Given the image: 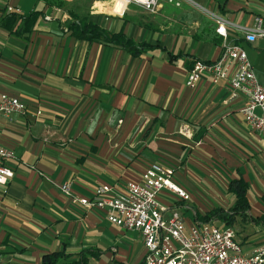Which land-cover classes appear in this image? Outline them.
<instances>
[{"label":"crops","instance_id":"1","mask_svg":"<svg viewBox=\"0 0 264 264\" xmlns=\"http://www.w3.org/2000/svg\"><path fill=\"white\" fill-rule=\"evenodd\" d=\"M88 1L90 21L147 47L132 56L116 44L74 37L63 21L78 13L76 0H0V93L25 107L23 115L0 114V145L15 156L7 162L12 176L0 183V264H41L51 251L83 254L85 264H142L139 232L109 223L98 208L70 203L58 185L69 181L83 197L99 184L119 192L152 162L171 168V180L189 195H157L181 215L190 210L186 225L199 222L195 210L229 206L227 184L235 178L247 185L250 216H264V135L243 121L245 98L229 97L224 80L184 84L192 61L219 51L207 12L241 26L256 16L264 23V0H192L196 5L165 4L170 8L156 13L130 6L122 14L111 12L109 0ZM8 6L24 19L36 12L32 26L4 19ZM231 24L227 38L245 49L264 86V36L244 41ZM195 186L204 192L201 205L191 200ZM240 225L253 228L238 239L249 252L264 240V226Z\"/></svg>","mask_w":264,"mask_h":264},{"label":"built area","instance_id":"2","mask_svg":"<svg viewBox=\"0 0 264 264\" xmlns=\"http://www.w3.org/2000/svg\"><path fill=\"white\" fill-rule=\"evenodd\" d=\"M109 1V9L114 14H122L130 6L156 13L165 4L173 7L182 3L195 4L192 0ZM6 11L17 12V9L8 6ZM207 13L215 23V32L221 37L219 51L212 60L192 61L184 84L193 87L202 76L208 77L212 83L224 80L229 97L240 94L245 98L240 108L245 124L264 135V86L258 82L245 49L227 38L225 24L231 23L219 15ZM42 17L48 21L52 19L51 15ZM231 25L241 33L244 41L264 36L260 16L254 17L249 26ZM0 114L23 115L25 107L16 97L1 92ZM34 116L40 117L41 111L36 109ZM179 131L186 134L187 127L181 125ZM14 157L10 148L0 145V183L12 176L7 162ZM172 172L171 168L152 162L137 179L126 181L119 192L114 185L99 184L93 187L91 196L83 197L71 191L69 181L60 183L58 189L70 203L98 208L109 223L139 232L143 244L142 264H264V240L245 252L235 237L233 226L203 221L186 225L176 207L167 208L160 203L157 195L161 190L183 201L189 198L187 192L171 180Z\"/></svg>","mask_w":264,"mask_h":264},{"label":"trees","instance_id":"3","mask_svg":"<svg viewBox=\"0 0 264 264\" xmlns=\"http://www.w3.org/2000/svg\"><path fill=\"white\" fill-rule=\"evenodd\" d=\"M78 7V13L70 18H66L64 28L70 31L74 37L91 42L99 40L106 43L116 44L123 47L127 52L132 55H138L141 50L146 48L142 42H134L130 38L126 37L122 32H107L99 27L88 18V0H76ZM36 18V12L24 18L17 17V13L12 11L4 17V19L18 20L20 26L18 28L26 26L30 28ZM246 183L241 178H235L228 182L227 190L233 194V202L223 208L216 206L210 210L199 213L197 210L194 212L195 220L203 222H211V220H219L228 225L234 226L238 221L240 224L248 223H262L264 226V216L252 217L249 214V202L246 198ZM262 202H264V194L261 196ZM41 264H85V256L81 254L77 258H70V255L63 251H51L41 255Z\"/></svg>","mask_w":264,"mask_h":264},{"label":"rangeland","instance_id":"4","mask_svg":"<svg viewBox=\"0 0 264 264\" xmlns=\"http://www.w3.org/2000/svg\"><path fill=\"white\" fill-rule=\"evenodd\" d=\"M165 7H169L168 5H165ZM162 8V7H161ZM160 8V9H161ZM170 8V7H169ZM159 9V10H160ZM196 187V188H195ZM194 187V189H191V191H192V193H193V195H194V197L195 198H191V200H197L199 203H200V205L201 204H203V201H204V199L202 198V196H203V194L202 193H204L203 191H201L200 189H198L197 187L198 186H195ZM205 205V204H204ZM213 205H217V204H213ZM200 207H202V206H200ZM181 211V210H180ZM189 213H190V210H188V212L187 213H185V212H183V214H182V217H184L185 218V216L186 215H189ZM233 228H234V231L236 232V239L238 240V239H240V237L239 236H241V235H243V234H246V233H249V232H251L252 231V226L251 225H249V226H246L245 228H243V230L242 231H240L241 230V228H242V226L239 224V222L237 221V223L233 226ZM239 233H240V235H239Z\"/></svg>","mask_w":264,"mask_h":264}]
</instances>
